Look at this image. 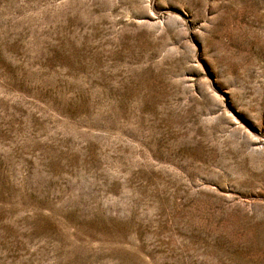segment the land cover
I'll list each match as a JSON object with an SVG mask.
<instances>
[{
    "label": "rangeland",
    "instance_id": "rangeland-1",
    "mask_svg": "<svg viewBox=\"0 0 264 264\" xmlns=\"http://www.w3.org/2000/svg\"><path fill=\"white\" fill-rule=\"evenodd\" d=\"M0 264H264V0H0Z\"/></svg>",
    "mask_w": 264,
    "mask_h": 264
}]
</instances>
